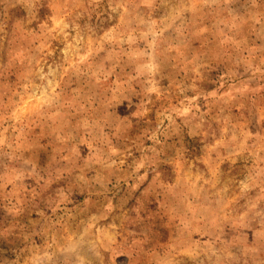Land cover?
<instances>
[{"label":"rangeland","instance_id":"rangeland-1","mask_svg":"<svg viewBox=\"0 0 264 264\" xmlns=\"http://www.w3.org/2000/svg\"><path fill=\"white\" fill-rule=\"evenodd\" d=\"M0 264H264V0H0Z\"/></svg>","mask_w":264,"mask_h":264}]
</instances>
